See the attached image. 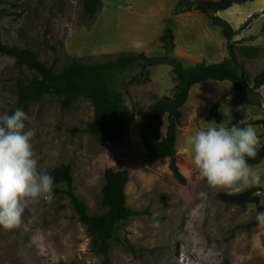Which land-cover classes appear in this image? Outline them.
<instances>
[{
  "label": "rangeland",
  "instance_id": "rangeland-1",
  "mask_svg": "<svg viewBox=\"0 0 264 264\" xmlns=\"http://www.w3.org/2000/svg\"><path fill=\"white\" fill-rule=\"evenodd\" d=\"M91 15L84 0H0V41L39 55L40 61L60 71L73 59L93 64L122 53L145 52L152 57H174L187 66L217 63L228 56L222 31L196 10L176 12L177 0H101ZM238 30V59L246 67V78L264 70V0L236 4L219 13ZM171 27L175 48L168 51L160 37ZM241 46H255L250 58ZM169 62L150 67V80L128 84L140 71L134 66L118 79V90L129 108V124L122 139L111 144L87 131L94 120L89 100L69 105L55 93H45L20 104L19 86L39 78L35 69L20 64L15 56L0 52V114L16 108L29 119L26 129H35L33 150L41 171L71 164L75 192L91 214H101L105 171L127 169L128 206L139 214L124 221L118 235L133 245L128 250L113 244L109 264H264V227L249 225L257 204H230L201 178L193 164L187 137L199 129L216 126L209 120L211 107L220 101L226 127L254 126L264 145V86L247 98L234 90L231 81H203L193 87L178 127L175 156L187 182L177 179L170 158L146 162L141 136L142 122L153 105L172 93L175 83ZM221 123V122H220ZM167 120L163 126L166 133ZM260 175L264 204V160L251 165ZM253 187V186H252ZM66 183L54 182L48 200L33 203L18 228L0 227V264H103V256L91 247L87 227L77 218Z\"/></svg>",
  "mask_w": 264,
  "mask_h": 264
},
{
  "label": "trees",
  "instance_id": "trees-1",
  "mask_svg": "<svg viewBox=\"0 0 264 264\" xmlns=\"http://www.w3.org/2000/svg\"><path fill=\"white\" fill-rule=\"evenodd\" d=\"M176 12L193 11L205 15L211 25L222 31L227 41L228 56L217 63L198 62L187 66L180 60L169 57H152L145 52L122 53L103 62L89 64L80 58L73 59L60 71L43 64L37 53L5 45L0 41V52L15 56L20 64L32 67L40 75L19 86L18 97L20 104L38 99L45 93H55L63 98V104L86 98L94 108V120L88 125L87 131L96 135L101 141L111 144L118 143L124 136L129 124V108L124 102L122 93L118 90V79L128 69L139 66L140 71L133 76L128 84L150 80V67L161 62L172 64L174 89L171 94L164 95L152 108L149 116L142 122L141 136L146 148V162L153 164L163 158H170V167L177 179L186 183L185 175L180 171L175 156L178 137V127L184 116L183 108L189 100L193 87L203 81H231L234 90L244 93L247 98L264 86V70L257 74L253 83L246 78V67L238 59L237 41L238 30L219 13L226 11L236 4H244L254 0H177ZM101 0H84L85 11L95 15L101 8ZM163 46L168 50L175 48V34L171 27L164 30L160 37ZM243 54L253 58L257 54L255 46H241ZM220 101L213 104L208 118L222 122L224 115L220 110ZM12 111L10 114H12ZM167 120L166 133L163 136V126ZM264 160V145L258 148L254 159H249V165L260 164ZM54 177V182L66 183L67 194L76 210L77 218L87 227L91 238L92 250L103 256V264L110 262V250L113 244H120L126 249H133L127 238L118 235L120 225L139 214L128 206L127 184L131 174L127 169L105 171V184L102 189V204L106 210L101 214H91L89 206L75 192L74 175L71 164H62L47 171ZM262 187L253 186L237 193H220L225 202L236 205L257 204V211L264 212L261 204ZM256 215V213H255ZM255 215L249 225H258Z\"/></svg>",
  "mask_w": 264,
  "mask_h": 264
},
{
  "label": "clouds",
  "instance_id": "clouds-1",
  "mask_svg": "<svg viewBox=\"0 0 264 264\" xmlns=\"http://www.w3.org/2000/svg\"><path fill=\"white\" fill-rule=\"evenodd\" d=\"M264 41L258 36L257 42ZM27 113L16 108L0 114V227H20L23 214L33 203L50 201L54 177L39 169L33 150L35 129H26ZM193 164L201 178L214 190L240 191L261 184L260 175L249 165L261 143L254 126L226 127L222 122L199 129L187 137ZM264 227V212H256Z\"/></svg>",
  "mask_w": 264,
  "mask_h": 264
}]
</instances>
